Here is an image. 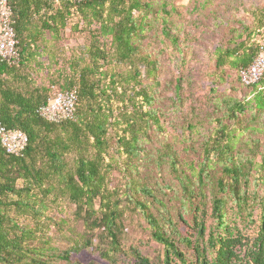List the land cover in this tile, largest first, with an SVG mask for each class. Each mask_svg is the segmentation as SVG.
<instances>
[{"label": "trees", "instance_id": "trees-1", "mask_svg": "<svg viewBox=\"0 0 264 264\" xmlns=\"http://www.w3.org/2000/svg\"><path fill=\"white\" fill-rule=\"evenodd\" d=\"M10 5L21 58L17 64L0 62V122L25 132L28 144L16 156L0 143V264H80L73 255L84 250L109 264H264V213L254 238L227 217L228 199L246 210L250 169L236 161L235 137L224 122L238 121L246 111L264 112V76L247 87L251 98L224 97L222 117L215 119L219 127L202 141L195 166L183 167L175 152L159 149L157 169L167 165L177 182L151 183L145 174L140 177L141 169L150 165L148 143L163 130V112L157 91L143 84L145 77L155 79L159 65L141 52L139 40L153 23L150 16L167 12L165 6L157 10L149 0H10ZM257 13L262 14L257 23L240 22L216 47L217 68L229 66L238 76L253 62L264 41L256 39L264 32V8ZM70 23L72 30L88 32L90 43L48 83H38L48 40H59ZM162 34L180 49L165 18ZM72 90L73 120L55 123L40 115L54 91ZM116 171L123 185H112ZM147 198L158 204L156 213ZM173 201L182 206L172 208ZM67 206L74 210L66 213ZM127 211L143 215L152 239L164 247L162 257L128 244ZM185 213L192 214V223ZM207 217L213 227L207 228ZM180 244L193 251L191 259Z\"/></svg>", "mask_w": 264, "mask_h": 264}, {"label": "rangeland", "instance_id": "rangeland-1", "mask_svg": "<svg viewBox=\"0 0 264 264\" xmlns=\"http://www.w3.org/2000/svg\"><path fill=\"white\" fill-rule=\"evenodd\" d=\"M155 3L156 9L162 10L150 16L152 25L139 40L142 53H148L159 65L158 75L154 78L143 79L144 85H152L157 91V102L163 112L161 125L163 130L152 135V142L148 143V152L152 154L150 165L142 167L140 177H152L151 183L161 182L176 184V178L165 165L157 169L155 161L157 152L164 153L171 149L177 155L181 166L188 167L201 158L200 146L202 141L213 135L219 124L216 118L222 117L224 97L236 99L251 98L252 89L240 84L236 69L229 66L217 68L215 62L216 47L226 40L231 31L240 28V22L246 26H253L262 17L264 0H149ZM167 19L172 33L179 40V48L171 44L162 34L163 19ZM77 20V16L73 21ZM264 25V24H263ZM264 40V32L256 36ZM90 43V34L86 31L72 30L71 23L61 32L60 39L48 40V50L43 53L41 61L43 68L35 74L38 83H48V78L56 76L57 69H66L67 61L73 53H78ZM56 54V58H51ZM178 79H180L179 99H176ZM223 108V109H222ZM228 123L232 130L236 144L235 157L250 169V177L246 193L249 198L245 211L239 210V204L231 199L227 200L228 220L243 230L245 234L254 238L264 213V169L255 171L264 165V112L254 116L253 111H246L235 122ZM167 146V147H166ZM154 159H156L154 161ZM249 159L252 163L249 164ZM263 163V164H262ZM159 170L161 172H159ZM217 175L222 170L217 169ZM145 174V175H144ZM112 185H123L124 177L119 172L112 175ZM261 178V180H259ZM148 181V182H149ZM172 194V193H170ZM210 194V193H209ZM136 196L141 197L140 194ZM145 198V197H144ZM149 201L151 211L156 213L157 203ZM207 206L210 207V196ZM180 201H173L172 208H180ZM74 210L67 206L66 213ZM210 211V210H208ZM251 212V215H250ZM184 219L192 223L193 216L185 213ZM126 231L128 244L138 245L140 250L151 258L163 256L164 247L152 239L148 224L139 212H126ZM206 225L213 227L214 221L207 217ZM189 229L181 228V231ZM180 249L188 258H192L193 251L183 244ZM80 264L95 261L97 264H109L90 250L81 254H74ZM131 264L130 261H125Z\"/></svg>", "mask_w": 264, "mask_h": 264}, {"label": "built area", "instance_id": "built-area-1", "mask_svg": "<svg viewBox=\"0 0 264 264\" xmlns=\"http://www.w3.org/2000/svg\"><path fill=\"white\" fill-rule=\"evenodd\" d=\"M78 3L92 0H75ZM13 19V9L10 0H0V62L17 64L20 61V52L16 37ZM239 81L245 87L259 83L264 76V41L260 43L253 62L241 68ZM77 92L54 91L47 104L39 108L40 115L50 122L59 123L75 118ZM0 143L7 153L19 156L28 144V136L19 129L7 128L0 122Z\"/></svg>", "mask_w": 264, "mask_h": 264}]
</instances>
